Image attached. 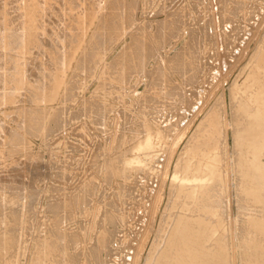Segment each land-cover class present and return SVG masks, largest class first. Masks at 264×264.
<instances>
[{"label":"rangeland","instance_id":"1","mask_svg":"<svg viewBox=\"0 0 264 264\" xmlns=\"http://www.w3.org/2000/svg\"><path fill=\"white\" fill-rule=\"evenodd\" d=\"M0 2V264H158L199 216L242 264L264 0ZM217 154L213 215L173 177Z\"/></svg>","mask_w":264,"mask_h":264},{"label":"bare ground","instance_id":"2","mask_svg":"<svg viewBox=\"0 0 264 264\" xmlns=\"http://www.w3.org/2000/svg\"><path fill=\"white\" fill-rule=\"evenodd\" d=\"M10 2L12 3V1H10ZM2 3H4V2H2ZM25 16H27V15H25ZM25 18H27V17H25ZM216 41H217V39H216ZM149 52H150V50H149ZM148 55H149V53H148ZM259 58H261V57H259ZM222 60H223V57H222ZM223 64H225V62H223ZM227 64H228V62H226V64L224 65V67H226ZM263 65H264V62H263ZM254 66H255V64H254ZM250 67H252V66H250ZM256 67H254V68H256ZM258 68H260V67H258ZM241 69H243V68H241ZM247 69H248V67H247ZM216 71H217V67H216ZM259 71H261V70H259ZM261 73L263 74L264 72H261ZM251 76H249V78ZM249 78H248V80H249ZM260 78H262V77L260 76ZM254 80H256V79H254ZM254 83H256V82H254ZM237 86L238 85H235V87H237ZM252 86H254L253 83H252ZM250 88H252V87H250ZM240 90H242V89H240ZM250 91H251V89H250ZM238 98H240V97H238ZM227 99H228V101L226 102V105L227 106L225 108L227 109L226 110L228 112L227 117L229 119V117H231V112H232L231 109L233 107L231 109L229 108L230 99L229 98H227ZM242 100H244V99H242ZM233 102H235V101H233ZM246 103H247V101H246ZM235 105H236V103H235ZM247 106H249V108H251V109L252 108H255V109L254 110L252 109V111H249L248 108H244V109H247V111L244 112V113L245 114L247 113V115L249 117L247 115L246 116L249 119H243L242 118L241 122H242V125H243V127L245 129H243V132L241 131V133H247V134H251V135H256V136H258V138L261 137V139H262V137H264V84H261L258 93H256V94L255 93L250 94L249 104ZM234 116H236V115L234 114ZM232 117H233V114H232ZM239 137H241V136H239ZM250 143H251L250 144L251 147H250L249 150H250V153L253 154V158L251 159V163H249V164H251L250 165L251 166V169H252V166L255 169V173H257V175H258L257 178L260 179V180H262V182H263V180H264V163L261 162V158L262 157L264 158V141L261 142L262 144L259 143V140L252 141ZM151 145H152L151 144V140L148 139L143 145H140L139 148H140V150H142V149L151 150L152 149L151 148ZM246 146H247V144H246ZM251 150H252V152H251ZM248 154L249 153H247V156H248ZM247 156H246V158H247ZM218 159H219L218 154L217 155H214V156H208V157H206V161H204V163H202V164H199V167L196 170H192L190 168V166H187V167H185L186 169L184 170L183 175H179L177 173L173 177V182H177L178 181V183L180 185L181 191H182V189L183 190H187V187L189 185H191V187L192 186H195V188H189L188 191H187V195L191 199H195L196 200L197 194H198V190L200 191V189H201V190L205 191L204 194L205 195L207 194V195H206V198L204 199V202L206 204H208L207 206H209V209L205 208L204 209V212L205 213H213V215H216L217 214V210L214 211L215 208H218L219 209V207H220L219 206L220 203L218 202L217 197H214V195L216 194L215 191H216V186L217 185L213 188V185H214L213 183L215 182V180L220 175L218 173V166L219 165H216V162L218 161ZM131 164H133V163L131 162ZM245 166L246 165L244 164V167ZM247 167H248V165H247ZM200 171L202 172V175H200ZM244 180H245V178H244ZM175 185H177V187H178V184L177 183ZM241 192H242V190H241ZM246 196L250 200H252L255 203H257L258 206H264V185H262L261 188L255 186V185H252V187L248 190V192H246ZM198 197H200V196H198ZM200 198H198V199H200ZM195 203H196V201H195ZM259 213H260V211H259ZM260 215H262V214H260ZM199 217H197V218H189L187 220H183L182 218L179 219V222L180 223H179L178 227L175 228V232H174V234H173V236L171 238V241L168 243L165 251L163 252V255H162L163 256L162 257L163 260L161 261V263L159 261L158 264H227V259H228L227 258V253H228V251H227V248L226 247H223V246L226 245V241H225V244H223L221 242V240H219L218 238H216V235L218 233L217 232L218 231V229H217L218 228V225L216 227V225H214L212 223L210 224L209 221H206L205 218L203 220H201V219H199ZM248 224L251 227L252 231L251 232L244 231L245 228H243L244 226L242 225V235H241V238H240V248L242 246V248H241V255H240L241 258H242V262H243L242 264H264V217H261V218H259L258 216L250 217L248 219V221L246 222V225H248ZM246 229H248V228H246ZM54 232H55V230H54ZM50 234H51V231H50ZM56 237H57V235H56ZM211 242H213V245L211 247H207V244L208 243H211ZM228 257H229V253H228Z\"/></svg>","mask_w":264,"mask_h":264}]
</instances>
